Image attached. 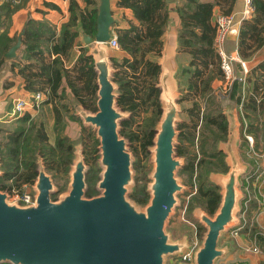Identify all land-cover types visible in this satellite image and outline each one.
<instances>
[{
	"label": "water",
	"instance_id": "95a60500",
	"mask_svg": "<svg viewBox=\"0 0 264 264\" xmlns=\"http://www.w3.org/2000/svg\"><path fill=\"white\" fill-rule=\"evenodd\" d=\"M115 21L112 0H99L96 31L94 35L83 34L88 53L93 57L97 108L93 111L83 102L75 104L82 123L97 129L102 168L97 183L99 193L86 195L87 164L81 144H74L68 189L55 198L53 194L59 189L39 154L34 202L11 201L9 192L0 186V264H167L169 255L180 256L191 248L187 238L173 240L166 227L179 201L178 193L184 188L178 175L184 162L176 148L180 135L176 61L179 33L170 19L166 26L168 38L157 60L160 72L156 86L160 90L161 114L150 146L154 166L147 186L149 199L141 208L129 196L134 183L133 154L122 126L132 112L118 102L117 70L109 43ZM25 32L26 26L5 52V63L0 69V94ZM7 104L8 101L0 102V114L5 112ZM223 113L228 120L227 138L218 142V149L225 153L228 168L209 173V179L220 188L221 200L214 213L200 205L194 208L193 214L205 232L193 250L192 261L179 260L178 264H218L231 250L230 243L221 244V238L240 222L243 198L240 186L248 164L243 163L238 148L240 122L236 104L230 102ZM227 264L246 262L236 260Z\"/></svg>",
	"mask_w": 264,
	"mask_h": 264
},
{
	"label": "trees",
	"instance_id": "16d2710c",
	"mask_svg": "<svg viewBox=\"0 0 264 264\" xmlns=\"http://www.w3.org/2000/svg\"><path fill=\"white\" fill-rule=\"evenodd\" d=\"M87 4L92 0H86ZM171 0H119V4L130 7L133 10L134 21H130L129 27L123 31L117 32V39L120 47L126 50L130 56H125L121 60L113 57V61L118 70L115 72V78L119 84L120 95L118 102L124 109L132 112L129 119L123 121L122 133L129 136L132 141L139 143L142 151H146L148 145L153 143V134L155 132V124L161 114V103L159 101V88L156 86L160 65L157 56L161 54L163 46V34L172 15L170 6ZM181 4H176L174 9L179 15L178 25V41L180 54L186 55L188 61H181L177 78L179 86L186 84L190 91L195 95H211L214 94V82L224 78L221 68V56L215 47V36L217 34L216 22H214L215 6L219 5L221 12L229 14L233 11L236 0H181ZM256 11L251 20H244L240 32L239 51L243 57H249L250 52L257 47L264 45V0H253ZM48 4V3H47ZM6 2L4 7L9 6ZM55 6L54 4H50ZM69 19L64 22L60 29L58 42L52 46V50L59 54L52 64L42 65L44 73L47 75V83L49 92L47 101H51L58 96L62 87V78L68 76L65 68H63L62 55H69L71 49L77 44V39L81 32L94 35L96 31L97 12L98 9L88 7L83 9L77 0H69ZM25 33V46L23 55L32 57V53H43L40 44L43 42L41 36L46 32V22L29 18ZM43 30V32H41ZM51 31V30H50ZM0 34V69L5 59L4 52L7 47L14 41L9 36ZM6 40H5V39ZM80 59L86 61V68L82 66L81 76L85 90L88 93L94 91L95 88V71L93 68V57L88 53L87 48H82ZM87 50V51H86ZM264 67V62L260 64V69ZM24 67H21V71ZM25 70V69H24ZM28 81L26 88L36 90V79L33 74L25 73ZM80 78V77H79ZM73 90L80 95L79 100L86 104L81 94L78 92L74 82L69 80ZM182 89V88H181ZM241 83L236 79L233 82L231 98L235 102L241 98ZM260 100H258V98ZM148 106L154 113L152 118L147 119V123L140 130H134L131 127V121L134 114ZM246 107L251 111L247 113L250 118L251 131H260L258 124H255L264 114V84L261 86L259 95L251 98L246 102ZM57 110V109H56ZM28 114L20 116L19 122H27ZM61 117L58 115L56 125ZM207 122L216 126L212 130L213 151L210 153L212 157H216L218 161L199 158L187 157L185 170L195 171L196 163L202 168L197 179V191L193 195L190 202V209L194 205H200L209 213H214L217 209L221 193L220 188L209 179V173L217 170H227L225 163V153L215 146L220 140L227 138L228 120L222 112V108L217 110L214 116H208ZM17 124L14 131L8 134L6 145H0L1 162L4 170L0 175L1 188H12L13 183L4 184V179H12L17 182L18 179L32 181L37 176L36 170V152L38 151L45 159L50 170H54L57 174L64 176L70 168L73 158L74 142L66 135L58 134L54 144H48V136L45 132L43 123L31 122L30 126L26 124ZM257 128V129H256ZM256 130V131H255ZM183 138V132L179 135ZM95 140V139H94ZM96 141V140H95ZM98 143V140L96 141ZM96 142L93 144V152H97ZM179 152L184 150L180 147ZM221 163V165H219ZM97 171L91 170L87 174L89 180L88 193H94L93 183L97 176ZM18 177V178H17ZM145 178V175H143ZM94 180V181H93ZM143 180V179H142ZM146 180V179H144ZM137 181L133 196L139 202L145 203L149 199V192L145 186V181ZM58 194V193H57ZM56 196V194H55ZM1 264H11L3 262Z\"/></svg>",
	"mask_w": 264,
	"mask_h": 264
},
{
	"label": "crops",
	"instance_id": "0c3cea01",
	"mask_svg": "<svg viewBox=\"0 0 264 264\" xmlns=\"http://www.w3.org/2000/svg\"><path fill=\"white\" fill-rule=\"evenodd\" d=\"M77 1L83 9L87 7L89 9L95 7L98 9L99 0H92V2L89 4H87L86 0H77ZM207 1H213V0H207ZM177 3L181 4L182 6L181 0H171L169 3L171 9H173L171 12L172 15L171 20L173 21V25H175L174 27L176 29V32L178 31V25L180 22L179 15L177 14V12L174 11ZM50 4H54L55 6H52ZM243 8H244V0H236L233 7V11L231 13H235L237 14V16L238 15L240 16ZM112 10L116 17V21L112 27L113 35H117L118 31H123L125 30V28L129 27L130 21L136 22V20L134 19L133 10L130 7H125L120 5L119 0H112ZM220 12H221L220 6L219 5L215 6L214 22L216 20V14ZM69 16H70L69 0H20L16 6H12V5H9L7 7L3 6V9L0 10V34L4 33L6 34V36H9L10 38L14 39V41L7 47L5 52L12 44H14L17 41L19 35L21 34L25 26L27 30V26H28L27 24L29 18H34L36 20L44 21L47 24L45 27L46 32L43 33V35L41 36L43 42L40 44V47L44 50L43 53H32L33 54L32 57H25L23 55V53H25L24 51L25 34L23 35L24 41L22 47L18 50L17 57L12 59L11 71L4 79L3 91L0 94V102L8 101V104L5 112L0 114V121L1 120L5 122L15 121L14 124L21 123L19 122L18 118L22 116L23 113L13 114L12 112L16 100L18 98L26 99L27 97L34 99L33 95H35V93L38 91L43 92L44 94L43 100L40 102L39 107H36L34 105V102L33 104H31V106L34 108H40L42 106L41 103L43 102L44 105H48V104L52 105L54 111L57 112L58 109L56 108V105L53 104L57 102V98L55 97L51 101H47L48 99L47 93L50 90H49V85L47 83V75L44 73V70L42 69V65L52 64L54 59L57 56H59L58 53L52 50V46L58 42L61 26L64 22H66L69 19ZM252 18L248 20H251ZM242 24L243 21L242 22L237 21L235 27L228 33L224 42V49L226 53L229 55H236L235 74L237 76L244 77L243 81L238 80L241 83V93H242L241 98L237 102L234 101L235 104L237 103L236 110H238L239 112L238 115L240 122V126H239L240 141L238 144V148L241 153L243 163L248 164L247 170L245 171V173L242 174V184L240 186V189L243 192V198H242V208L240 212L244 207V200L246 197V193L244 190V184L246 183L245 178L249 174L253 173L258 167H259L260 177L257 181L252 182L251 187L253 190H255L258 197L260 198H263L260 192L264 193V146L262 147V145H260L258 140L256 139L257 137L255 138L254 135L251 134L252 131L250 129V118L247 116V113L250 114L251 111H249V109H247L246 107V102H248L251 98H256V96L259 95L261 86H263L264 84V67L262 70H259L260 64L264 62V45L252 50V52H250L249 57H243L239 51V43L241 38L240 32H241ZM41 32H43V30H41ZM83 34L84 32L80 33L77 39V44H75V46L71 49L70 54L68 56L60 54V56H62L63 59V63L61 66H63V68H65L68 73V76H64L62 78L63 80L62 87L64 90L63 92L69 95V99L73 100L74 102H83L79 100L80 95H77V92L73 90L72 85L69 83V80L73 82L72 77H75L74 74H77L78 67L80 66V68H82V66H85L86 64L85 60L80 59L82 48L84 46L89 47L83 39ZM167 38H168V31L166 27L163 34V43L166 42ZM111 51L113 53V57H117L118 59H122L125 56H130L129 53L126 50L122 49L120 46L118 48L111 47ZM5 52H4V57H5ZM176 52H177L176 61L177 64H179L180 66L181 61L178 60V55H180L178 45L176 47ZM160 57L161 55L157 57V60H160ZM240 59L246 61L248 68L247 72L241 66ZM4 63H5V59L1 65V68L4 66ZM21 67H24L22 71H21ZM25 73L33 74L32 78L37 80V83L34 86L35 88H37L36 86H39L40 89L29 90L26 88L28 81L24 76ZM77 78H79V80H81L80 82L82 83L83 78L81 76V73L79 74V76H77ZM233 82L229 84L230 86L229 90H232ZM221 85H222V80H216V82H214L215 87L217 86L220 87ZM83 88L85 89L84 83H83ZM77 90L79 92V90L81 89L77 88ZM63 92L61 89L58 95L61 96ZM29 93L32 94H30L29 96ZM258 100L260 99L258 98ZM246 132L251 134L254 138V144L256 150L254 153L249 152L250 144L247 138L245 137ZM260 210L261 207L259 206L258 200L255 198L251 202V215H254ZM240 212H239V217H240ZM251 215H249V218L252 217ZM260 225L263 226L264 228V212L261 214L260 217ZM235 226L229 228L228 231L225 232V234L223 235L224 238L227 237L224 243L228 242L231 245V250L225 257V259L227 260L225 264L236 260L241 262L244 261L246 262V264H263L264 234H259V235L255 234L259 227L256 226L254 230L241 232L239 236L233 237L231 235V230ZM254 244L259 246L263 250V252L253 251L251 249V246H253Z\"/></svg>",
	"mask_w": 264,
	"mask_h": 264
},
{
	"label": "rangeland",
	"instance_id": "374dc122",
	"mask_svg": "<svg viewBox=\"0 0 264 264\" xmlns=\"http://www.w3.org/2000/svg\"><path fill=\"white\" fill-rule=\"evenodd\" d=\"M19 1L20 0H15L14 2H8L5 0H0V10L3 9V6H5L6 2L10 3V5L12 6H16ZM1 35L5 36L4 33H2ZM86 48L87 50L89 49V47ZM81 52H83V50ZM187 58L188 57L183 53L178 55V60L180 61L187 62L188 61ZM115 68L116 70H118V67L115 66ZM81 71L82 70L79 66L77 69V74H74L75 77H72V80L74 82V85L78 89L79 88L81 89L79 90V92L82 94L83 100L86 101V104H90V107L86 105L87 108L89 110L94 111L97 108V98H98V86L96 83V74H95L96 85L94 91L88 93L87 90L83 88V81L81 83L80 82L81 80L77 78V76H79ZM218 80H222V85L220 87L219 86L215 87L214 94L211 95L210 97L208 94L206 96L201 94L195 95L193 91H190L187 88L186 84L183 85L182 87L179 86L180 110H179V115H178L179 117L177 123H178L179 132L180 133L183 132V138L181 140L180 137H178L176 148H177L178 156L181 157L184 162V165L179 169L178 172V175L181 178L182 183L184 184V188L182 191L178 193L179 201L175 206L166 226L173 240H182L184 238H187L189 243L195 240H198L200 243L203 234L205 232L204 226L195 216V214H193L194 208L198 205H194L193 208L190 209L191 199L193 195L196 194L197 191V179H198L197 176H199L202 168L199 166V162H197L195 166V171L192 173L188 169L185 170L184 166L186 164L187 157L194 158L195 156V161H199L198 160L199 158H205L206 161L209 160L218 161L216 157H212L210 155V153L213 151L212 130L215 129L216 131L217 129L215 125L208 123L206 118L208 116L215 117L217 110L219 109V106L220 108H222V112H223L224 107L227 106L228 104L230 105V102L235 103L234 100H232L231 98L232 90H229L228 87L225 85V78L223 79L221 78ZM36 87L37 89H40L39 86ZM227 89L228 91L226 92ZM30 94L32 93H29V96ZM27 98L26 99L29 101V105L27 106L26 110L23 112L22 115L28 114L29 118L27 122L23 123L21 121V124L23 123L26 124L27 126H30L31 122L34 121L38 123L42 122L45 132L48 136V140H47L48 144H46L48 146L49 144H54L56 136L58 134L68 136L70 140L74 142L75 146L81 144L85 155V161L87 164L86 180L88 186L86 190V195L90 196V195L98 194L99 190L97 189V183L100 179L102 168L99 162L100 160L99 148H98L99 141L98 143L96 142L98 140L97 129L93 128L91 125L85 126L82 123V120L76 114V109H75L76 102L69 99V95L65 94L64 92L61 96L59 95L56 96L57 102L53 103L54 105H56V108L58 109L57 112L54 111L52 105L50 104L44 105L43 102L41 103L42 106L40 108H34L31 106V104H33L34 102V99L29 97ZM58 115L61 118L59 119L60 121L56 125V119ZM153 115H154L153 111L146 105L140 110L139 113L134 114V118L131 121V127L134 130L140 132V130L147 123V119H149L150 121V118H152ZM14 122L15 121L12 122H5L2 120L0 121V145L2 147L6 145V142L8 140L7 137L8 134L14 131L13 129L16 124V123L14 124ZM255 124H258L260 131L255 130L256 132L252 131L251 134L254 135L255 138L257 137L256 139L258 140L259 144L262 145L263 147L264 146V114L263 113H262V117L259 118V120L255 122ZM156 125L157 124H155L154 127H156ZM123 135L128 138L129 140L128 148L133 154L134 183L130 188L129 196L139 207L143 208L145 207L148 200L145 203L143 202L141 203L137 201V199L133 196V192L136 188L138 180H141L140 182L145 181L146 188L151 182L149 176H150V171L154 166L153 153L150 150V146L152 144L148 145L147 150L144 152L142 151L138 141L137 142L132 141L129 136L125 134ZM154 136L155 135L153 134L152 140H154ZM95 142L97 146V152H93V149H91L93 148V144ZM216 145L218 146V144L215 142V146ZM180 147L184 150L183 153L178 151ZM36 154H37L36 156V161H37L38 155L40 153L37 151ZM0 163L2 164L1 154H0ZM44 163L46 166V170L52 174L53 181L59 189L58 194L61 192H65L68 189L70 174L67 173L61 177V175L57 174L54 170L52 171L48 168L45 159H44ZM219 165H221V163H219ZM1 169L3 170L2 165H1ZM91 170L97 171V175H96L97 177L93 178L95 179V181L93 180L94 181L93 187L95 188V192L89 194L88 193L89 180L87 179V174ZM3 173L1 175H3ZM143 175H145V178H143ZM34 180L25 182L23 179H18V181L15 182L12 179H4V184H10V183L14 184L11 189L5 188V190L9 192V200L11 201L16 200L14 199L13 189H15V191L34 192V184H35ZM55 194L56 196L58 195L57 193ZM55 194H53L54 198L56 197ZM226 238L224 237L222 238L221 244H224ZM179 260H180L179 255L176 256L169 255L167 264H178ZM226 261L227 260L225 258L221 259L219 260L218 264H225ZM263 264H264V260H263Z\"/></svg>",
	"mask_w": 264,
	"mask_h": 264
},
{
	"label": "built area",
	"instance_id": "2783aa9c",
	"mask_svg": "<svg viewBox=\"0 0 264 264\" xmlns=\"http://www.w3.org/2000/svg\"><path fill=\"white\" fill-rule=\"evenodd\" d=\"M8 2H14L15 0H5ZM256 7L253 2V0H244V8L242 10V13L240 16L235 13H229L224 14L222 12L216 14V26H217V34L215 36V47L217 51L219 52L221 56V67L224 73L225 78V85L230 89L229 84L233 82L234 80H244L243 76H237L235 74V60L236 55H229L226 53L224 49V42L228 35V33L235 27L237 21L242 22L246 19H250L255 15ZM111 47L118 48L120 46L119 41L117 39L116 35H113L111 40L109 41ZM241 66L245 69V71H248L246 61L243 59H240ZM226 90V92L228 91ZM34 96V105L38 107L40 105V102L43 100V92L38 91L35 93ZM29 104V101L25 98H18L14 104L13 107V114H22L27 106ZM245 137L247 138L249 144H250V151L249 152H255V144H254V138L251 134L245 133ZM258 163V161H257ZM259 166V165H258ZM257 166V167H258ZM260 177L259 167L251 174L246 176V183L244 184V190L246 193V197L244 200V207L242 211L240 212V222L237 226H235L231 230V235L233 237H237L241 234V232H246L250 230H254L256 226H258V230L255 234H264V228L260 225V217L261 214L264 212V193L260 192V194L263 196V198L258 197L255 190L252 189L251 184L253 181H257ZM14 193V199L19 201L23 204H28L34 202V194L31 191H15L13 189ZM258 200L259 206L261 207V210L254 215H251V202L254 199ZM249 215L252 217L249 218ZM199 244L198 240H195L191 242V248H187L179 257L180 260L191 262L193 259V250L194 248ZM251 249L256 252H263V250L254 244L251 246Z\"/></svg>",
	"mask_w": 264,
	"mask_h": 264
}]
</instances>
